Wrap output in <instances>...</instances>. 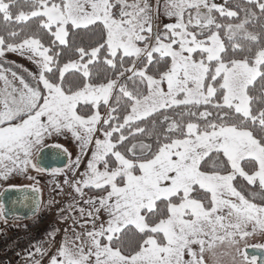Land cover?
<instances>
[{
    "label": "snow or ice",
    "instance_id": "1",
    "mask_svg": "<svg viewBox=\"0 0 264 264\" xmlns=\"http://www.w3.org/2000/svg\"><path fill=\"white\" fill-rule=\"evenodd\" d=\"M161 6L174 18L162 28ZM81 32L94 39L78 43ZM262 37L264 0H0V60L14 52L37 68L0 64V181L63 175L79 197L54 253L43 245L58 229L29 264H264L246 251L264 249L248 243L264 237ZM64 132L91 146L79 178L80 155L64 168L38 159ZM27 178L9 189L30 190L35 214L41 188Z\"/></svg>",
    "mask_w": 264,
    "mask_h": 264
},
{
    "label": "rangeland",
    "instance_id": "2",
    "mask_svg": "<svg viewBox=\"0 0 264 264\" xmlns=\"http://www.w3.org/2000/svg\"><path fill=\"white\" fill-rule=\"evenodd\" d=\"M153 6H155L156 0H151ZM162 2V0H161ZM217 3H220L219 0H216ZM174 18H170L167 15H164L163 13V7L161 6L160 10V17H159V24L160 27L162 28L165 23H173ZM4 61H7L8 63H4ZM0 64H3L5 68L7 67H12L13 70L21 72L22 70L20 68H17V65L22 66L24 69H27L29 72L35 73L37 71L36 65L30 61L29 59L26 58V56H21L18 53L14 52H8L5 54L2 60H0ZM25 75L26 79H29L27 77V73H22ZM0 85H2V82H0ZM101 113H103L105 110L104 108L100 109ZM47 146H60L64 150H67V155H71V159L75 160L77 155L81 156V163H80V168L78 172L76 173V178H79V174L83 172L86 167H87V161L91 156V146H89L88 150L85 152H81L80 145L79 143L72 137L71 133L69 132H64L62 135H53L45 140V145L44 147ZM43 147V148H44ZM35 155V154H34ZM68 163V159L64 165ZM63 166L60 167H55L52 166L49 169L53 168H64ZM49 173H36L32 170H29L27 175L35 176L36 180L39 182L38 186L41 188V193H40V198H41V204H40V209H48L52 211V214L54 218L56 219V223L53 225L54 230H59L56 232L55 235V244H49L47 247V250L49 254L54 253L56 246L64 239L65 237V232L64 229H71L72 227V220L71 219H61V213L63 211V216L65 217H70L72 215L71 212L68 211V206L73 203L74 200L79 201V197L73 192V189L69 187L68 185L64 184V176L63 175H57L53 176L51 174L47 175ZM27 175L24 174H13L8 181H0V192L2 191L3 188L9 187V185H15V186H23V185H32L36 183V181L29 180L27 178ZM67 175L69 178L73 177L72 172H67ZM39 178V179H38ZM40 179H53L54 183V190L53 196L49 199L48 196L46 195V186L47 184L44 183L43 181H40ZM56 183H59L63 187V192H59L56 189ZM86 195L85 199H87L89 196L93 195H99V193H92L90 194L88 190H85ZM49 201H52L49 203ZM54 209V210H53ZM76 216H79V213H75ZM15 217H13L10 221H14ZM3 222H7L4 220V218H0V225ZM2 230V229H1ZM76 230L80 231L79 225L76 226ZM69 235H71V232H69ZM249 245L256 244V243H264V237L260 235L253 236L249 238L248 240ZM222 251H227V249H223ZM39 260H41V264H48V256H44L43 258L39 257ZM15 264V262L13 263ZM222 264H231L230 257L224 256L222 257Z\"/></svg>",
    "mask_w": 264,
    "mask_h": 264
},
{
    "label": "built area",
    "instance_id": "3",
    "mask_svg": "<svg viewBox=\"0 0 264 264\" xmlns=\"http://www.w3.org/2000/svg\"><path fill=\"white\" fill-rule=\"evenodd\" d=\"M56 219L50 211L41 210L0 231V264H13L17 256L34 249L48 238Z\"/></svg>",
    "mask_w": 264,
    "mask_h": 264
},
{
    "label": "water",
    "instance_id": "4",
    "mask_svg": "<svg viewBox=\"0 0 264 264\" xmlns=\"http://www.w3.org/2000/svg\"><path fill=\"white\" fill-rule=\"evenodd\" d=\"M63 150V148L57 146H47L42 148L38 157L41 166L48 169L52 166H63L68 159L67 152L64 153ZM5 189H9V187L2 189L0 192V200L5 204L6 219L9 220L14 216L28 218L33 215V194L30 190L16 191L15 189H9L5 191ZM38 195L40 199V193ZM246 251L248 252L249 257L256 256L258 260L264 258V249L249 247Z\"/></svg>",
    "mask_w": 264,
    "mask_h": 264
},
{
    "label": "trees",
    "instance_id": "5",
    "mask_svg": "<svg viewBox=\"0 0 264 264\" xmlns=\"http://www.w3.org/2000/svg\"><path fill=\"white\" fill-rule=\"evenodd\" d=\"M219 1H220L221 4L224 2V0H219ZM237 2H238V0H230V3L233 4V5L236 4ZM257 12H258V10H257ZM223 22H227V21H223ZM233 22H235V21H233ZM35 23H36V21H31L29 25H14V27H17V28H19V27H30L31 25H34ZM259 23L260 22H257V26H256L255 29L252 28V25H249L250 30L260 31ZM81 38H83V43L84 44H88V43H90V41L92 39H94V37H91L89 34L84 33V32H81L79 34V36L76 38L78 43L81 42ZM262 40H264V37H262ZM45 43H47V40H45ZM68 57H69V53L66 52L65 56L61 58L62 63L63 62H66L67 59H68ZM73 58H75V57H73ZM98 70L100 72L101 79H103L104 72H103L102 65H98L97 68H94L93 69L94 75L96 74V72ZM67 82H76V83H79L80 82V74L79 73L73 74V70H70L69 73H66V83ZM101 108H103V107H101ZM81 110L83 111L85 109H83V107H82ZM149 124H150V122H149ZM146 142H148V143H154V138L152 140H147ZM209 163H211V162H209ZM238 183H239V181H238ZM243 186H244V184L241 183V187H243ZM248 190H254V189H248ZM88 192L90 194L97 193L94 190H88ZM129 238L132 239V240H135V239H138L139 237L136 236V235L130 234V237Z\"/></svg>",
    "mask_w": 264,
    "mask_h": 264
},
{
    "label": "crops",
    "instance_id": "6",
    "mask_svg": "<svg viewBox=\"0 0 264 264\" xmlns=\"http://www.w3.org/2000/svg\"><path fill=\"white\" fill-rule=\"evenodd\" d=\"M47 175H49V174H47ZM39 179V178H38ZM53 179H49V180H45V179H40V181H43L44 183H46L47 184V186H46V195L48 196V198L50 199L54 194H53V190H54V188H53V186H54V183H53V181H52ZM40 201H41V198H40ZM42 209H44V208H42ZM42 209H40L39 208V210L35 213V214H37L39 211H41ZM52 209V208H51ZM54 210V209H53ZM35 214H33L32 216H34ZM15 217V219H14V221L12 220V221H10L11 219H5L4 218V220L5 221H7V222H3L1 225H0V231H1V229L3 228V227H5V226H13V225H16V224H18L19 222H20V220H21V218H19V217H16V216H14ZM54 231V229L53 228H51V231L50 232H53ZM49 232V233H50ZM49 239V237L46 239V240H48ZM49 244L50 243H44V247L47 249V247L49 246ZM30 251H35V249H33V250H30ZM29 252V251H28ZM26 254H27V252L26 253H24V254H21V255H19V256H17V258H16V260H15V264H29V262L26 260ZM40 256L39 255H37L36 256V259H38Z\"/></svg>",
    "mask_w": 264,
    "mask_h": 264
}]
</instances>
